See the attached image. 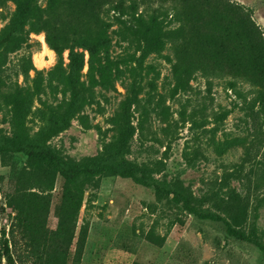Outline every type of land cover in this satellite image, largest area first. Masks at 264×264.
Masks as SVG:
<instances>
[{
	"label": "rangeland",
	"instance_id": "374dc122",
	"mask_svg": "<svg viewBox=\"0 0 264 264\" xmlns=\"http://www.w3.org/2000/svg\"><path fill=\"white\" fill-rule=\"evenodd\" d=\"M236 1L251 7L264 31V0ZM15 10L13 1L0 8V29L11 23ZM32 29L33 45L0 60V93L33 88V78L42 77V90L32 95L28 115L37 147L54 149L62 157L126 164L141 180L105 175L87 183L77 225L70 231L61 222L64 178L58 173L48 191L47 210L35 218L46 231V263L32 253L17 211L6 206L0 192V229L7 230L12 244V259L2 264H264V113L252 101L249 84L241 85L240 96L224 80L208 84L199 76L191 93L172 96L171 52L153 53L144 63L146 76L138 77L140 102L131 100L133 129L122 146L115 113L130 97L126 84L131 74L114 73L111 86L87 92L81 109L66 116L70 93L63 77L69 50L59 56L43 28ZM122 44L116 36L115 58L125 53ZM85 53L83 73L89 68ZM149 62L157 72H146ZM160 101L169 107V121ZM14 134L12 112L0 94V145ZM27 162L26 153L16 149L0 156L7 190L15 188L17 171ZM182 190L194 197L191 205L198 212L181 200L177 193ZM240 206L249 213L246 237L231 233L227 225Z\"/></svg>",
	"mask_w": 264,
	"mask_h": 264
},
{
	"label": "trees",
	"instance_id": "16d2710c",
	"mask_svg": "<svg viewBox=\"0 0 264 264\" xmlns=\"http://www.w3.org/2000/svg\"><path fill=\"white\" fill-rule=\"evenodd\" d=\"M9 1L16 4V10L11 23L0 29V60L6 53L33 45L30 33L35 25H40L59 56L69 50V70L63 77L64 90L70 93L66 116L81 109L84 94L100 85L111 86L114 73L126 70L131 74L132 80L126 84L130 97L122 101L121 109L115 113L122 146L132 133L131 100L140 102L138 77L146 76L142 73L144 63L153 53L162 54L166 49L171 52L168 59L174 79L172 96L191 93L192 81L199 76L207 78L208 84L214 79L224 80L226 87L240 96L241 85L247 83L254 93L252 101L264 113V31L253 18L251 7L239 1L0 0V8ZM116 36L125 43L122 44L125 53L117 58L112 54ZM85 51L89 54V68L83 73ZM147 68V73L157 72L154 63L149 62ZM33 81V88L17 86L0 93L10 107L15 129V134L0 145V156L16 149L25 152L28 158L26 165L17 171L15 188L7 190L2 184L4 175L0 176V192L7 200L6 206L17 211L19 223L32 242V253L46 263L43 244L46 231L36 224L35 218L47 210L48 191L54 188L58 173L64 178L61 222L70 231L77 225L87 183L105 175L137 181L141 178L126 164L99 163L95 157H62L54 149L37 147L28 127V115L32 95L42 90V77L38 74ZM159 106L169 121V107L163 101ZM145 121L142 117L141 129ZM177 194L198 212L191 205L192 195L185 190ZM248 217L246 206H240L231 216L232 221L227 222L229 231L246 237L243 230L249 223ZM11 245L7 230L0 229V264L4 259H12Z\"/></svg>",
	"mask_w": 264,
	"mask_h": 264
},
{
	"label": "bare ground",
	"instance_id": "6f19581e",
	"mask_svg": "<svg viewBox=\"0 0 264 264\" xmlns=\"http://www.w3.org/2000/svg\"><path fill=\"white\" fill-rule=\"evenodd\" d=\"M46 47H47V49H49L48 46H46Z\"/></svg>",
	"mask_w": 264,
	"mask_h": 264
}]
</instances>
